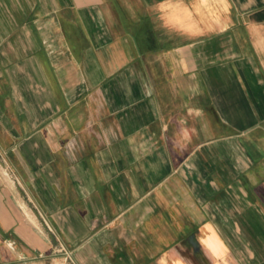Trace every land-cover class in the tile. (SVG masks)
<instances>
[{
  "label": "crops",
  "instance_id": "0c3cea01",
  "mask_svg": "<svg viewBox=\"0 0 264 264\" xmlns=\"http://www.w3.org/2000/svg\"><path fill=\"white\" fill-rule=\"evenodd\" d=\"M0 264H264V0H0Z\"/></svg>",
  "mask_w": 264,
  "mask_h": 264
}]
</instances>
